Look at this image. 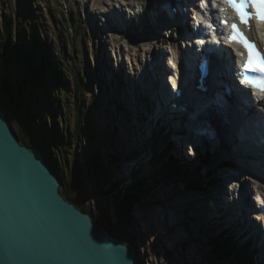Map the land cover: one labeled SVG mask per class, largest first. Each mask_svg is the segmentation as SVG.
<instances>
[{
	"label": "rangeland",
	"instance_id": "374dc122",
	"mask_svg": "<svg viewBox=\"0 0 264 264\" xmlns=\"http://www.w3.org/2000/svg\"><path fill=\"white\" fill-rule=\"evenodd\" d=\"M148 1L137 0L134 4L128 6L126 0H33V9L37 10V22L42 33L41 37L46 39V44L51 45L52 54H55L53 43L55 30L51 26L52 19L48 16L47 7L52 8L51 10L53 8L57 10L58 13L56 11H52V13L58 19V28H62L61 23L65 26L63 16L65 14L69 15L72 11L79 14V22L84 28L76 42V48L83 49L82 58L85 62L77 64L78 72L76 73L82 77L85 84V100L82 102L81 110L83 119L90 123V127L88 128V125L84 128L80 127L79 137H72L71 129L75 125L76 112L72 100L69 99L65 106L66 113L64 112L70 130L69 153L63 156L65 175L68 178V183L71 184L73 181V164L70 161L75 157L78 166L83 170L85 181L84 188L73 193V202L80 208L81 206L90 208L97 224H103L114 232L124 233L121 240L134 250L136 249L144 264H216L211 256V241L218 236L220 231L209 230L206 235L201 233L202 230L198 227V224L201 226L199 222L201 216L204 217L203 215H205V219L206 216L214 217V214L207 210V208L209 209L207 206L208 202L214 197V193L222 185L221 181L212 179L213 177L217 179L219 172L214 169L215 163L220 159H224V154H222V157L220 156L223 149L214 144L220 138L210 137L213 142L209 146L208 154L206 157H202L203 160L194 159L195 161L191 162L193 165L190 164L189 166L186 154H182L181 157L186 161L182 160L180 162L187 167L186 175L195 179L197 177L199 183L187 187H184L186 181L176 185L165 183L164 174L161 172L163 165L167 159L169 160L170 156L168 154L156 155L155 160H151V163L144 159V166H139L138 160L140 161L142 158L132 160L133 158L130 156L133 154L131 155L128 151L132 150L131 147L126 145L128 146L127 150L125 147V149L123 148V144L121 146L118 143L120 138L126 137L128 139L129 136L133 135L131 138L135 145L141 147L140 151L135 148L134 154H139V152L145 151L146 148L149 149L147 144L159 151L160 144L164 142L163 136L160 138L154 135L157 127L151 128L150 106L147 104L145 95L147 85L144 82L140 83L139 79L141 76H145L144 70L152 65L153 60L157 61L158 56L152 58L153 53L157 54L162 50V55L166 58L173 54L172 39L176 38V35L164 30L160 35V39H165L167 42L164 45L157 46L155 43H150L154 40L148 41L152 36L154 37L155 32H153L155 29L150 28L148 22L147 25H139L143 30L144 26L150 28V31L145 30L141 34H138L135 30L131 32L128 31L130 29L125 30L119 24L129 11L140 10L142 8L140 3L145 2L146 4ZM15 2V0H0V12L11 23L13 21L11 14ZM25 26L27 24L21 21L18 23V28L22 31V37L26 36ZM64 26L63 28L66 30L64 35L71 39L75 31V25L68 26V28ZM69 51H71V48H68ZM132 52L136 55L131 54ZM104 53L106 62H103ZM51 59L54 61L53 58ZM156 66L158 67V64ZM71 71L67 66L64 77L67 88L74 87V76L72 75L73 72L70 74ZM72 93H70L71 98ZM52 95H55V93L52 92ZM129 105L131 107L130 111ZM43 108H46V101L41 109ZM51 113L55 116L58 115L56 105H54ZM13 128L16 130L14 124ZM107 133L110 134L106 136ZM152 134L157 137L154 146L151 144L152 140L149 142V138L153 137ZM91 135H94L95 141L91 140ZM202 142L205 143V140ZM214 146H216L217 151ZM167 149L169 151L170 146H167ZM236 151H233L235 154H230V156L235 157L233 161L237 164V168L229 171L227 169L223 170L221 178L225 176V179H227L225 186L229 191V198L233 200L236 197L238 200L242 199L243 201L245 196L241 187L242 181L238 179V176L242 177V180H245L251 200L254 201L259 194L264 193L262 189L264 187V174H262L264 170L261 172L260 169L254 167V163L251 164L253 168L244 166L243 162L239 160L240 154ZM97 152L102 155V167L94 169L90 165V157ZM212 156H215L214 159L218 158V160H214V163L210 161ZM148 157L149 155H146L147 159ZM65 158L69 161L68 166ZM256 164L259 165L258 162ZM210 170H214L213 175H205ZM135 171L137 172L135 173ZM139 172L140 174H138ZM146 176H150L147 183L144 181ZM138 181H140V185H135ZM118 182L119 187L116 189L115 184ZM247 184L249 187H247ZM140 187L139 190L143 192V195L144 193L148 194L146 195L148 196L147 199L142 200L139 204H132L127 210H120L122 195L127 194L133 188ZM234 191L236 192L235 196ZM192 200H195L193 207L186 205ZM251 200L250 202L253 203ZM245 205L246 202H243V205L239 203L236 209ZM243 211L240 214L235 213L238 219L244 216V213L248 214L251 219L257 215V212L248 209V207H243ZM244 219L243 217L242 221H245ZM256 221L258 223V220ZM211 229L217 228L212 227ZM226 236L227 234H222L217 238L227 239ZM252 236L254 237L253 241L256 242L258 237L253 234ZM259 238L262 239V237ZM231 242L236 246V256L240 262L245 258L246 251L253 250L252 242L246 243L245 246H241L233 240ZM257 255L258 252L254 256V260Z\"/></svg>",
	"mask_w": 264,
	"mask_h": 264
},
{
	"label": "trees",
	"instance_id": "16d2710c",
	"mask_svg": "<svg viewBox=\"0 0 264 264\" xmlns=\"http://www.w3.org/2000/svg\"><path fill=\"white\" fill-rule=\"evenodd\" d=\"M15 1L11 14L12 23L5 19V15L0 12V103L5 108L8 116H11L10 124L15 125L16 130L14 131L17 133L18 138L42 151L47 164L61 180L65 196L74 201L73 193L84 188L85 179L83 170L78 166L75 157L70 161L73 164V181L71 184L68 183V178L65 175L63 156L69 153L70 130L64 112L66 113V103L69 99L72 100L76 112L75 125L71 129L73 138L74 136L75 138L79 137L80 127L84 128L86 125H88V128L90 127V123L83 119L81 110L82 102L85 100V84L82 77L76 73L78 72L77 64L85 62L82 58L83 49L76 48V42L84 28L79 22V14L75 11H72L69 15L65 14L63 18L66 24L64 26L61 23L62 28H58V19L52 13V11L57 12V10L55 8L51 10L52 8L47 7L48 16L52 19L51 26L55 30L53 40L55 54H52L51 45L46 44V39L41 37L42 33L37 22V10L33 9V0ZM20 21L27 24L24 27L26 36L23 37L21 36L22 31L18 28ZM73 24L75 25V31L70 39L64 35L66 30L63 26L68 28ZM68 48H71V51L68 52ZM67 66L70 71L72 70L70 74L73 72V88H67L64 78ZM51 91L55 95H52ZM71 92H73L72 98ZM45 101L46 108L41 109ZM54 105H56L58 112L57 116L51 113ZM109 134L107 133L106 136ZM91 140L95 141L94 135H91ZM174 158L170 156L169 160L167 159L163 165L162 172L159 170L164 174L165 183L176 185L186 181L184 187L199 184L197 177L195 179L186 175L187 167ZM65 161L68 166V159L65 158ZM90 165L94 169L102 167L100 152L90 157ZM144 181L147 183V179ZM118 184L119 182L115 184L116 189L119 187ZM137 184L140 185V181L136 182L135 185ZM139 189L141 187L133 188L127 194L122 195L120 210H127L132 204H139L142 200L147 199L148 196L146 195L148 194L144 193L143 195V192ZM139 192L142 193V196ZM81 208L92 214L90 208L86 206H81ZM95 224L97 227L105 229L117 240H121L124 234L114 232L103 224H97L96 222ZM211 242V256L216 264H246L248 251L245 252V258L240 262L236 256V246L230 243L228 239L214 238Z\"/></svg>",
	"mask_w": 264,
	"mask_h": 264
},
{
	"label": "water",
	"instance_id": "95a60500",
	"mask_svg": "<svg viewBox=\"0 0 264 264\" xmlns=\"http://www.w3.org/2000/svg\"><path fill=\"white\" fill-rule=\"evenodd\" d=\"M10 122L0 103V264H144L65 196L42 151ZM82 225L94 254L74 250Z\"/></svg>",
	"mask_w": 264,
	"mask_h": 264
},
{
	"label": "bare ground",
	"instance_id": "6f19581e",
	"mask_svg": "<svg viewBox=\"0 0 264 264\" xmlns=\"http://www.w3.org/2000/svg\"><path fill=\"white\" fill-rule=\"evenodd\" d=\"M128 2V6L129 5H132L134 4L137 0H126ZM138 1H145V0H138ZM185 1V3L187 2V0H183ZM151 2L150 5L151 7L148 8V5L144 6V12H147L149 9H156L159 4H158V1L157 0H152V1H149ZM142 4V3H140ZM114 13V12H113ZM164 16H165V13H164ZM176 18V17H174ZM179 19V18H178ZM166 21H170V19H166ZM183 21V19H182ZM184 23V22H183ZM115 24V23H114ZM142 26V25H140ZM140 26L137 27V24L136 23H133L131 25V30H128V31H132V30H135L138 34H141V33H144L145 30L147 31H150V28H148L147 26H144V30L142 28H140ZM164 26V29L169 31V28L167 27L168 26V23L167 24H163L161 25V27H155V30L156 31L158 29V32L160 31V33L163 31L162 27ZM184 27H186L184 25ZM127 28V27H125ZM256 28H258V33L260 31H262L264 28V23H260L258 22V25L256 26ZM162 29V30H161ZM178 31L181 30L180 28H177ZM112 30V29H111ZM126 30V29H125ZM157 32V31H156ZM116 34V33H115ZM119 38V37H118ZM264 39V31L262 33V35L259 34V39ZM120 40V39H119ZM151 40H154V42H150L151 44L155 43L157 46H160V45H164L166 44V40L165 39H160V34H158L157 36H152L150 40L148 41H151ZM264 42V41H262ZM146 43V42H145ZM149 44V43H148ZM175 46L176 45V39H172V46ZM120 48V47H119ZM126 52V51H125ZM151 52V51H150ZM148 53V52H147ZM163 51L161 50L160 52H158L157 54L153 53L152 54V58H154L155 56H158L157 58V63L159 66H161L162 64L166 67V69L168 68L167 66H169L166 62H164L163 60H159V57H163L162 55ZM167 53V52H166ZM133 54V52L131 53ZM149 54V53H148ZM126 55V54H125ZM124 55V56H125ZM134 55V54H133ZM136 55V54H135ZM134 55V56H135ZM173 55V54H171ZM105 56V53L103 54V57ZM174 56V55H173ZM125 58V57H124ZM134 58V57H133ZM139 58V57H138ZM103 62H106L105 60V57L103 58ZM128 59V58H127ZM134 60V59H133ZM142 60V59H141ZM143 61V60H142ZM146 61V60H145ZM166 61V60H165ZM130 62V61H129ZM133 62V61H132ZM164 62V63H163ZM136 63V61H135ZM153 63L156 64L155 62V59L153 60ZM129 64V63H128ZM137 64V63H136ZM135 64V65H136ZM140 64V63H139ZM214 65V70L217 71V72H221L222 69H224L223 67V64L222 63H213ZM131 66V65H130ZM138 66V65H137ZM120 68V67H119ZM139 70V68H138ZM136 69V71H138ZM143 70V69H142ZM98 72V71H97ZM144 72H147V69L144 70ZM136 73V72H135ZM133 74V73H132ZM189 75L191 74V69L189 70ZM122 75V74H121ZM129 75V74H128ZM132 78V76H131ZM140 80V79H139ZM122 82V81H121ZM211 82V81H210ZM213 82V85H212V89L214 90V94L218 97V84L217 82L215 81H212ZM118 83V82H117ZM167 84V82H166ZM182 86H184L186 89L190 88L189 84L186 83V84H182ZM194 85H192L193 87ZM245 86H249L248 83H245ZM167 87H168V84H167ZM176 88V87H175ZM173 90V89H172ZM165 92L169 94V92L167 91V89H165L163 86L160 87V91H159V96H157V98L159 97V101H160V105L164 106L165 107V114H164V117L165 119H162V120H158L156 122V124L154 125V122H155V118L153 117V115L156 114V109H157V105L159 104H153L152 105V108H150L149 112L151 114V121L150 124L152 125L151 128H153L154 126L157 127V131L154 135H157L159 136L160 138H162V136L164 137V142L162 144H160V147H159V151H157L155 148H152L151 145H148L147 144V147L145 151L143 152H139V154H134V149L136 148L137 150L140 151V146L137 147V145H135L133 139L131 138L133 135H132V131L130 129V133L132 136H129V138L127 139L126 137L125 138H120V142H118L119 144H123V148L125 147L127 150H128V146L126 145H129L131 147L132 150H128L132 156H130L131 158H133L132 160H137L139 159L140 157L142 159H140V161L138 160V164L139 166L142 165L144 166V159L147 160L148 163H151L153 160H155V157L156 155L158 154H161V155H164L165 152L166 154L168 155H172V156H175L174 159H176V161L180 162V160H183V161H186L182 156V154L185 153L186 150H190V147L184 142L182 141V132L184 131V126H182L181 128V125H186V123H188L190 120L188 119L189 115L186 116L185 115H182L183 114V111H179V112H175L173 110L172 107H170L168 105V103L165 102V99H164V96H165ZM127 94V93H126ZM125 94V96H126ZM195 93H193L191 95V98L192 96L194 95ZM198 94V99L199 100H203L200 105V107H197L196 105V99H197V96L192 100V102H189L188 101V104L190 106V112H193V114L196 115V117L198 115H204L202 113H206L208 112L209 109H206V105L207 103H210V102H213L212 99L210 100H207L204 99V95L200 94L199 92H197ZM214 95V96H215ZM223 96H225V94H222ZM141 96V95H140ZM251 98L253 99V102H255V96H258L260 97L261 94L258 93V92H255L254 94H250ZM127 97V96H126ZM190 98V100H191ZM186 100V99H185ZM223 100V99H222ZM147 103H150L151 100H146ZM149 101V102H148ZM152 101L154 103H156V100L154 98H152ZM178 104H182L184 105L185 102H177ZM223 103V101H222ZM129 104V103H128ZM198 104V103H197ZM227 104V103H226ZM218 106V105H217ZM237 106L240 107V105L237 104ZM174 107V105H173ZM236 104L233 103V101H230L228 100V104H227V107H226V112H228L229 114V117H230V125L231 127L234 126V130L231 131L233 132V137H234V141H231V143H228L229 141H223L220 143V147L224 146V143H227V149L225 151V155H229L231 153V147L233 149H236V146L237 145H241L239 143V138L240 139H244L245 138H252V137H256V140L252 141V140H249L251 142H254V144H251L249 142H243L242 141V147L241 149L243 150H246L248 149L249 151H246L244 154H240L239 156V160L240 162H243L242 164L244 166H246L247 168H253V165H251L252 163H256L258 160H259V155H264L263 153V150L260 148V145H259V140H260V137L258 138L257 140V136H260L262 135V132L259 128V123H258V117L256 115V113L254 111H251L249 114H247L245 117L242 115V120L241 118L239 117V114L236 113ZM242 108V106H241ZM185 109H187V107H185ZM206 109V110H205ZM219 110H221V108H218ZM131 110V107L129 105V111ZM205 110V112H203ZM244 110V109H243ZM225 111V109H224ZM198 113V114H197ZM177 114H180L179 116H177ZM241 120V121H240ZM202 121V118H194L192 119V123H189L188 126L189 128L187 129V131H184V135L188 136L190 133L191 135L193 134V130L195 128H198L199 129H203L202 125H200V122ZM138 122V121H137ZM182 122V124H181ZM177 130H182V132H178ZM194 132H198V130H195ZM228 134V133H227ZM152 134L153 137H150L149 138V142L152 140L153 142L151 143L152 146H154V144L156 143V136H154ZM161 135V136H160ZM119 138V137H118ZM184 138V137H183ZM190 139V138H189ZM186 140V139H185ZM247 140V139H246ZM138 141V140H137ZM115 142V140H114ZM130 142V144H129ZM148 142V143H149ZM255 143H256V146H255ZM167 146H170L171 149L170 151H167ZM112 147V146H111ZM124 148V149H125ZM139 148V149H138ZM123 149V150H124ZM210 149V148H209ZM148 153V154H147ZM191 154H194L193 151H191ZM144 155V156H142ZM146 155L148 157V159L146 158ZM252 155V157H250ZM135 156V157H134ZM160 156V155H159ZM123 157V156H122ZM129 157V156H128ZM186 157L188 160H190V155L189 153H186ZM215 156H212V158L214 159ZM222 157V155H221ZM125 158V157H123ZM127 160V158H126ZM152 160V161H151ZM173 160V159H172ZM212 160V159H211ZM238 160V158L236 159V161ZM259 162V161H258ZM181 163V162H180ZM214 163V161H213ZM190 164L193 165V163H191L189 161L188 165L190 166ZM259 164V163H258ZM130 165V164H129ZM231 165V164H230ZM232 165L235 166L233 160H232ZM237 165V164H236ZM186 166V165H185ZM252 166V167H251ZM241 167V166H240ZM255 167V166H254ZM135 169V168H134ZM214 169H216L218 172V177L217 179H214L216 177H213L212 179L213 180H219L222 182V185L219 187V190L216 191L214 194V197L208 202V206L209 209L207 208V210H209V212L211 214H214L213 216L214 217H209V216H206V219H205V215H203L204 217L202 218L201 216V220H200V224L201 226H199L198 224V227L201 228V233H204L207 235V232L209 230H213V231H216V230H219L220 232H218V236H221L222 234H227L226 238L231 242V240L235 241L237 244L241 245V246H245L246 243L248 244L249 242H252L253 243V247H252V251H248L247 253V261H246V264H252V261H253V264H264V238H259V237H262L264 235V222L262 220H260L261 222V225L259 226L258 223H257V219H259V217H256L257 219H255V217H253L251 219V217H249L248 214L244 213V216H241L240 219L237 218V215L235 214V212H238L237 214H240V213H243V207H240L238 209H236L237 206H239V203L243 205V201L242 199L241 200H237L235 201L234 199V203L233 204H230L232 210L229 211V210H226V209H223L224 208H229L230 206L227 205L225 206V202H223L222 204V200H224V197L225 198H228L229 199V191L227 190V187L225 186V183L227 184V179H225V176L221 178V175L223 174V169L224 167L222 165H218L216 166ZM240 169V168H239ZM139 170V168H138ZM228 171L230 169H227ZM235 170V169H234ZM242 170V169H241ZM240 171V170H239ZM134 172V170H133ZM137 171H135L136 173ZM142 172V171H141ZM216 172V171H215ZM254 172V171H252ZM262 172V171H261ZM214 173V170H210L208 171L206 174H209L211 176V174L213 175ZM247 173V172H246ZM140 174V172L138 173ZM250 174V173H249ZM263 174V172H262ZM216 176V174H214ZM149 177L150 176H146L145 180H149ZM151 179V178H150ZM238 179L240 181H242L241 183V187H242V190H243V193H244V196H245V201H246V205L248 206L249 209H252L253 206L251 205L250 203V198H249V191L247 190L246 188V185H245V180L243 181L242 180V177L238 176ZM214 182V181H213ZM220 182V183H221ZM247 182V181H246ZM234 185V183H233ZM248 185V184H247ZM219 186V185H218ZM230 187V186H229ZM249 187V185L247 186ZM190 189V188H189ZM237 189V188H236ZM264 190V187L262 188ZM233 191V190H232ZM234 196L236 194V192L234 191L233 192ZM243 196V195H242ZM206 199V198H205ZM231 199V198H230ZM252 201V200H251ZM254 203V201H252ZM193 204L195 205V200H192L190 201L189 203H187L186 205H189V206H192L193 207ZM260 204H261V201H260ZM184 207V206H183ZM236 210V211H235ZM246 212V211H245ZM264 214V213H263ZM248 215V216H247ZM243 217L245 218L244 220L245 221H242ZM242 218V219H241ZM212 227H216L217 229H211ZM219 228H222V229H219ZM217 234V232H216ZM215 234V235H216ZM257 236L258 239H256V242L253 241V236ZM216 237V238H217ZM259 240H261L262 242H260ZM258 252V255L256 257V259L254 260V256L257 254ZM139 255V254H138Z\"/></svg>",
	"mask_w": 264,
	"mask_h": 264
},
{
	"label": "snow or ice",
	"instance_id": "6c2138e0",
	"mask_svg": "<svg viewBox=\"0 0 264 264\" xmlns=\"http://www.w3.org/2000/svg\"><path fill=\"white\" fill-rule=\"evenodd\" d=\"M227 3L237 11L241 23L247 24L250 20V14L246 11L249 6L257 9V19L264 22V0H227ZM221 23L227 24V21H221ZM231 28L232 31L228 37L229 42L240 43L248 49V58L242 68L244 77L242 82L251 83L253 87L264 92V55L257 50L254 42H250L244 34L239 31L236 24H233ZM248 73H254L255 75L250 76ZM85 227L86 225H82L79 230V242L74 250L89 255L94 254L96 249L95 246L87 240L86 232L84 231Z\"/></svg>",
	"mask_w": 264,
	"mask_h": 264
}]
</instances>
